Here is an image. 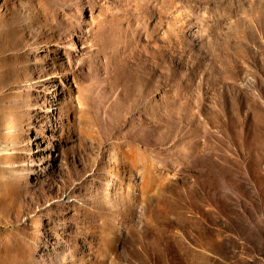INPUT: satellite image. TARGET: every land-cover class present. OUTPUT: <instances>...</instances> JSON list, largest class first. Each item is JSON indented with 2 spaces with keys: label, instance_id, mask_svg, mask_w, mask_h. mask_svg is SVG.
<instances>
[{
  "label": "rangeland",
  "instance_id": "rangeland-1",
  "mask_svg": "<svg viewBox=\"0 0 264 264\" xmlns=\"http://www.w3.org/2000/svg\"><path fill=\"white\" fill-rule=\"evenodd\" d=\"M0 264H264V0H0Z\"/></svg>",
  "mask_w": 264,
  "mask_h": 264
}]
</instances>
